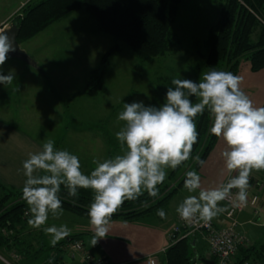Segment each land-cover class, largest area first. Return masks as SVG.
<instances>
[{
  "label": "clouds",
  "instance_id": "clouds-1",
  "mask_svg": "<svg viewBox=\"0 0 264 264\" xmlns=\"http://www.w3.org/2000/svg\"><path fill=\"white\" fill-rule=\"evenodd\" d=\"M15 50L13 40L0 32V66ZM13 80L12 71L0 73V84H11ZM241 83L239 75L213 69L203 73L198 82L173 78L166 102L159 107L145 106L142 101L125 103L117 117L123 126L115 133L120 152L103 160L94 159L90 174L81 171L77 155L56 149L53 140H46L41 151L29 153L22 162L26 177L22 198L28 206V225L39 229L49 214L62 215L58 195L61 185L71 197L78 195V189H90L89 223L96 237H105L114 213L125 200H134L143 191L155 197L157 185L166 177L165 169H175L190 159L199 136L195 118L205 110L212 118L209 132L224 142L220 155L228 179L205 188L196 171H187L184 188L189 195L178 204L176 212L185 222L199 224L224 212L221 202L225 200L245 204L251 173L264 170V106H256ZM196 161L203 166L198 156ZM233 189L237 190L235 194ZM157 215L166 218L163 209H158ZM43 230L51 236L53 246L70 234L64 224ZM96 243L94 238L93 245Z\"/></svg>",
  "mask_w": 264,
  "mask_h": 264
},
{
  "label": "trees",
  "instance_id": "trees-1",
  "mask_svg": "<svg viewBox=\"0 0 264 264\" xmlns=\"http://www.w3.org/2000/svg\"><path fill=\"white\" fill-rule=\"evenodd\" d=\"M182 2L183 0H42L29 4L22 17L15 18L14 22L19 28L18 42L22 44L77 11L84 9L90 13L97 22L99 31L112 37L115 42L114 47L103 56L100 67L88 76L86 95L96 97L104 88L105 68L109 60L118 55L123 46L130 48L144 63L166 57L173 51L176 44L174 24ZM221 5L220 20L210 31L207 41L209 51L205 58L206 67L238 75L242 63L248 62L253 72L263 70L264 0H224ZM161 79L164 83L165 78L162 76ZM162 89L165 90L166 86L155 91L156 97ZM211 119L207 110L195 118L198 141L193 146L190 159L171 171L169 181L173 183L157 185L158 194L155 197L145 191L134 200H125L111 221L136 222L147 217L162 219L157 215L158 209H163L166 217L168 216L172 200L185 189V173L194 170L200 175L202 166L196 161V157L205 163L218 142L219 138L209 132ZM102 135L109 148L120 150L119 142L114 140L109 130L102 131ZM3 189L5 191L0 198V247L8 243L5 233L24 223L28 208L22 198V190ZM58 195L62 201V210L89 220L87 210L93 196L90 189H78V195L71 197L61 185ZM71 238L76 241L81 235ZM194 240L195 238L182 240L169 247L165 254L167 264H194L197 257ZM251 259L264 262V246L242 249L235 264H243Z\"/></svg>",
  "mask_w": 264,
  "mask_h": 264
},
{
  "label": "crops",
  "instance_id": "crops-1",
  "mask_svg": "<svg viewBox=\"0 0 264 264\" xmlns=\"http://www.w3.org/2000/svg\"><path fill=\"white\" fill-rule=\"evenodd\" d=\"M40 1L42 0H0V32L15 24L14 19L22 17L24 9L29 4L38 3ZM80 13L82 14H78V18H86L83 12ZM100 39L102 41L103 38L100 37ZM28 42H25V44ZM22 44H20V46L24 50ZM78 51L81 52L82 50ZM28 54L30 55V53ZM70 63L71 62L65 63V65L71 66ZM10 71L14 73L13 82L6 85L0 84V198L5 191L3 188L13 191L22 190L26 179L23 173L22 162L28 158L29 153L41 151L46 140H53L56 149L67 150L69 152L72 151L71 148L67 147L65 144V137L60 136V134L63 133V128L64 132H67V128H69L68 125L65 126L64 124L59 126L57 130H54V133L49 135V132L52 130L51 127H53L51 125L50 129L46 130V136L43 137L40 135L35 137V132H31L27 129V127L30 128V123L35 120V118L32 119L34 117V110L29 109L26 102L28 98H30V104L40 100V103H45L44 108H49L48 106H50V111L53 116L56 117L53 104L45 102V99L40 95L44 89L39 87L45 86L49 88L50 78H52L51 80H53L54 85L51 86L52 88H49V90H46L47 98L52 97L54 101V98L57 97L59 104L62 103L63 106L68 107V103L80 97L79 94L75 93L68 95L66 98H63V100H61V98L59 99L58 97H65L64 89L70 90V87L73 88L72 84H66V82L70 83L67 78L58 76V81L60 83H56L54 80L55 77L51 73L50 78L47 76L46 78L45 75L47 73L42 68H33L20 59L8 56L5 64L0 66V73L6 75ZM33 73L35 75H37V73L41 74V76L45 77V80H48L49 85L39 83L37 76L36 79L33 78ZM238 75L242 77V90L253 100L256 106H264V69L259 72H253L251 65L248 62H243ZM163 77L165 81L162 87H165L168 78L166 75ZM157 79H161V76ZM151 85L152 88H162L158 83H152ZM50 89L53 93L50 92ZM156 89H154V91ZM34 91L39 92V95L35 98L28 93ZM57 92H60L62 96L57 95ZM154 96L155 94H152L150 98L153 99ZM158 102L157 97L155 103ZM46 113L49 112L44 111L40 116L46 119ZM62 119L63 117L57 115L59 123H61ZM78 130L79 129L73 127L72 130L70 129L69 131L71 135L75 133L77 137ZM81 131L82 133H87L90 131V127ZM101 134H92L93 142L88 141V144H86L83 149H78L76 152L73 151L74 154H78L81 171L84 174H90L93 170L95 165H93L92 161L94 159L103 160L120 152L118 149L109 147L106 149L102 148L104 142L107 146V142L104 141V136H101ZM224 147V142L219 138L214 150L200 170L202 186L205 188L215 186L220 182H225L228 178L220 155ZM92 151H96V153ZM93 154L99 155L100 158H93ZM167 178L166 176L164 180ZM249 180L253 193L258 194L259 192L255 186L258 184L264 185V170L253 171ZM181 192H183V190L180 191V193ZM260 197L262 207L264 205V189L260 193ZM221 206L225 208L223 204H221ZM248 210H250V212H248ZM261 212L264 213L263 207ZM261 212L258 216L262 214ZM255 216L251 208H248L245 213L238 216L239 226L237 230L240 234L249 238L246 229L253 226V219ZM178 217L179 215L175 214L170 217L167 216L165 219L147 217L136 222L111 221L106 236L100 238L96 237L87 218L74 215L64 210H62V215L59 217H53L49 214L48 221L39 229L30 227L27 223L30 217L26 216L24 223L15 227L8 233H5L8 243L0 247V264H83L80 259L72 260L70 252H68L69 250L67 249L68 245L75 242L71 237L77 235H81V238L76 241L83 242L88 253L97 258H108L114 264H145L149 256H155L159 264H167L165 254L168 249V234L177 223ZM222 217L228 221L222 213L212 219L217 227H222L218 222V218L222 219ZM62 224L67 225L70 229V234L53 246L50 242L51 236L46 234L43 229L48 226H60ZM94 238L97 239L95 245H93ZM198 240L208 247L205 255L199 253L197 247L199 243ZM194 241L197 251L196 256L202 260L205 259L209 254V246L205 239L203 236L198 235ZM56 246H58V248H55ZM253 246L255 245L253 244ZM261 246L263 247L264 243ZM64 254H68L72 263L63 261L62 256Z\"/></svg>",
  "mask_w": 264,
  "mask_h": 264
},
{
  "label": "rangeland",
  "instance_id": "rangeland-1",
  "mask_svg": "<svg viewBox=\"0 0 264 264\" xmlns=\"http://www.w3.org/2000/svg\"><path fill=\"white\" fill-rule=\"evenodd\" d=\"M223 1L183 0L174 24L177 45L175 44L173 51L166 57H159L152 62L142 63L130 48L123 46L122 51L112 57L105 68L104 88L98 97L86 96L87 79L92 71L100 67L103 56L114 47L115 42L112 37L99 32L97 22L86 10L80 11L84 13L86 18H78V14H82L78 11L57 22V24L55 23L30 42L23 43L24 51L30 53L38 67L47 73L45 77L50 78L51 74L54 75L56 83H60L58 76L65 77L70 81L66 84L73 85L70 90L64 89L65 97H58L59 99L63 100L68 95L75 93L80 95L77 100L68 103V107L63 106L62 103L59 104L57 97L54 98V101L52 97L47 98L46 90L54 85L52 78H50L49 88L39 87L44 89L40 95L45 99V102L53 104L56 117L50 111V106L44 108L45 103H40V100L30 104V98H28L26 102L29 109L34 110L32 119L35 118V120L30 123V128L27 127V129L35 132V137L38 135L46 136V130L50 129L51 125L53 127H51L52 130L49 135L64 124L65 126L68 125L71 130L73 127L79 129L77 137L75 133L71 135L69 128H67L66 133L63 128V133L60 134V136L65 137V144L71 148L70 153L72 154H74L73 151L83 149L88 141L93 142L92 134H101L102 131L107 132L109 130L112 137L115 138V133L123 126V122L118 121L117 117L123 110L125 103L142 101L145 106L159 107L166 102L167 88L171 86L173 78L190 79L198 82L203 73L211 70L206 67L205 63L209 51L207 41L210 31L220 20ZM100 37L103 38L102 41ZM78 50L82 51L79 52ZM69 62H71V66L65 65ZM164 75L168 78L166 89L159 90L157 96L159 102L155 103L157 97L154 96L151 99L150 96L156 94L155 91L158 89L152 88L151 84H164L162 79H157ZM32 76L34 79L37 76L39 83L49 85L48 80H45L41 74L35 75L33 73ZM154 89L156 90L154 91ZM50 92L53 93L51 89ZM28 93L33 98L39 95L38 91ZM57 95L62 96L60 92H57ZM192 99L196 102L194 97ZM43 110L49 112L46 113V119L40 116L44 112ZM57 115L63 117L61 123L57 120ZM88 127H90L89 132L91 134L89 132L82 133L81 130H86ZM114 140L116 141V138ZM104 141H106L105 138ZM91 145L95 148L92 143ZM107 147L108 142L107 146L104 142L102 148L106 149ZM92 152L96 153V151ZM95 157L100 158L99 155L93 154V158ZM172 170L171 168L165 169L168 178L162 183H173L169 181ZM188 195L187 190L183 189V192L172 200L168 217L177 214L176 207ZM262 207L264 209V205ZM253 221V226L246 231L251 246L254 244L259 248L264 243V213L255 216ZM218 222L222 227L229 225V222L223 217L222 219L218 218ZM198 242L199 253L205 255L208 247L200 243L199 240Z\"/></svg>",
  "mask_w": 264,
  "mask_h": 264
},
{
  "label": "built area",
  "instance_id": "built-area-1",
  "mask_svg": "<svg viewBox=\"0 0 264 264\" xmlns=\"http://www.w3.org/2000/svg\"><path fill=\"white\" fill-rule=\"evenodd\" d=\"M235 174L236 173H233V175ZM255 187H257L258 194L253 193L249 180L247 202L245 204H234L231 199L221 202L226 209L222 214L229 221L227 227H217L213 220L207 223L200 222L199 224H189L178 217L177 223L168 234V248L182 240L194 239L198 235H201L209 246V254L205 260H214L215 264H235L242 249L251 247L250 240L237 230L239 226L238 216L245 213L248 208H251L255 215L258 216L262 209L260 193L264 189V185L258 184ZM236 191V189H233L232 193L235 194ZM67 249L69 250L68 252H70L72 260L78 258L82 260L83 264H114L108 258H97L88 253L84 243L81 241H75L71 245H68ZM145 264L159 263L155 256H149ZM194 264L205 263L202 259L196 257ZM243 264H264V262L259 260H248Z\"/></svg>",
  "mask_w": 264,
  "mask_h": 264
},
{
  "label": "water",
  "instance_id": "water-1",
  "mask_svg": "<svg viewBox=\"0 0 264 264\" xmlns=\"http://www.w3.org/2000/svg\"><path fill=\"white\" fill-rule=\"evenodd\" d=\"M1 32H4L5 34H7L13 40V46L16 49L13 52H9L7 54L8 56L20 59V60L24 61L26 64H28L29 66L33 67V68H38L37 62L26 51H24L21 48L20 43L18 42L19 28H18V25L16 23L11 25L10 28L5 29V30H3ZM62 259L66 263H72V261L70 260L68 254H64L62 256ZM202 261L205 264H215L214 262L208 261V260H205V259H203Z\"/></svg>",
  "mask_w": 264,
  "mask_h": 264
}]
</instances>
